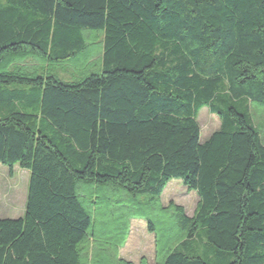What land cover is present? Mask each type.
Masks as SVG:
<instances>
[{"label": "trees", "instance_id": "obj_1", "mask_svg": "<svg viewBox=\"0 0 264 264\" xmlns=\"http://www.w3.org/2000/svg\"><path fill=\"white\" fill-rule=\"evenodd\" d=\"M86 29L103 33L96 72L2 64H86ZM203 107L219 127L200 142ZM0 164L29 171L0 264H129L135 218L155 264H264V0H0ZM173 178L191 216L160 202Z\"/></svg>", "mask_w": 264, "mask_h": 264}, {"label": "rangeland", "instance_id": "obj_2", "mask_svg": "<svg viewBox=\"0 0 264 264\" xmlns=\"http://www.w3.org/2000/svg\"><path fill=\"white\" fill-rule=\"evenodd\" d=\"M87 40L86 64L83 62L85 52L80 54L79 62L74 63H52L49 60L34 59L31 54H7L3 59V66L7 69L14 67L20 69H36L38 74L54 75L63 81H70L81 78L91 72H96L101 68V40L103 33L101 30H84ZM82 60V61H80ZM85 60V59H84ZM197 122L200 127L199 141H205L210 134L218 129L219 120L216 115L211 114L206 107L199 110ZM29 171L14 164L11 169L0 164V218H17L24 212L25 196ZM197 194L194 190H187L180 179H171L163 190L160 202L165 206L172 201L181 205L187 215L194 212L197 202ZM95 233L106 230L103 224L97 223L94 226ZM98 234V233H97ZM100 241V240H99ZM124 259L132 260L133 264H139L144 258L147 264L156 261L154 235L147 232L143 219H132L129 223L128 234L121 246V250L116 253Z\"/></svg>", "mask_w": 264, "mask_h": 264}, {"label": "crops", "instance_id": "obj_3", "mask_svg": "<svg viewBox=\"0 0 264 264\" xmlns=\"http://www.w3.org/2000/svg\"><path fill=\"white\" fill-rule=\"evenodd\" d=\"M192 215V214H191ZM191 215H188V216H191ZM130 223V222H129ZM129 228V227H128ZM124 243V242H123ZM123 245V244H122ZM121 245V246H122ZM121 246L118 248V250H117V253L119 252V250H121ZM117 257L119 258V259H122L123 261H125V262H128L129 264H133V262H132V260H130V259H124L122 256H119V255H117ZM155 258H156V256H155ZM157 260V259H156ZM147 264L145 261H144V258L143 259H141L140 260V262H139V264ZM156 263V261H154L153 262V264H155Z\"/></svg>", "mask_w": 264, "mask_h": 264}]
</instances>
